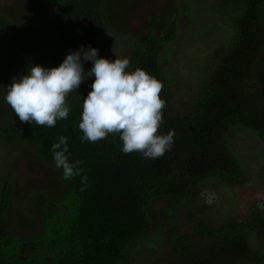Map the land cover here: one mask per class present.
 Returning <instances> with one entry per match:
<instances>
[{"label": "trees", "instance_id": "trees-1", "mask_svg": "<svg viewBox=\"0 0 264 264\" xmlns=\"http://www.w3.org/2000/svg\"><path fill=\"white\" fill-rule=\"evenodd\" d=\"M105 1L37 0L38 16L25 23L0 16V46L10 61L3 68L7 72L0 74V100L5 101L12 78L25 75L31 66L58 67L70 50L93 48L105 39L110 28L102 12ZM263 4L220 0L209 8L210 16L227 19L229 37L214 46L196 79L202 86L177 114L169 110L174 86L160 61L165 47L175 41L176 24L172 22L161 37H141L122 57L130 61V71L141 68L163 85L165 108L158 134L173 131L174 142L162 157L125 154L117 135L82 143L81 86L66 98L68 118L55 127L22 123L6 103L5 112H0V150L8 158L26 144L46 164H54L51 146L65 136L67 155L80 162V175L63 178L66 191L60 201L39 196L38 232L27 238L13 230L8 218L10 185L0 180V264H131L136 240L150 230L161 236L156 219L159 214L167 213V220L172 216L173 209H156V201L174 200L177 209L192 201L206 180L241 186L246 170L226 145V137L238 129L264 148V85L249 82L264 53ZM177 10L182 16L194 14L184 1ZM196 238L168 237L176 264L264 262V253L251 248V238L264 240V215L258 209H251L248 219L219 224L199 218Z\"/></svg>", "mask_w": 264, "mask_h": 264}, {"label": "rangeland", "instance_id": "rangeland-1", "mask_svg": "<svg viewBox=\"0 0 264 264\" xmlns=\"http://www.w3.org/2000/svg\"><path fill=\"white\" fill-rule=\"evenodd\" d=\"M184 1L194 11L192 16H182L177 7ZM220 0H106L102 12L110 27L105 39L98 40L92 49L98 50V58L108 60L128 56V48L141 37H161L169 25L176 24L175 41L165 47L160 61L173 83V97L169 103L171 113L184 110L201 86L197 76L214 46L228 38L227 19L212 17L209 8ZM237 5V3H236ZM37 0H0V16L10 18L14 23L27 22L38 16ZM194 17L193 19H191ZM264 22V4H263ZM5 49L0 46V74H5L10 64ZM92 67L86 61L84 70ZM95 77L81 83L84 98L91 90ZM252 84L264 85V53L249 75ZM197 84V85H196ZM199 87V88H198ZM3 102V103H2ZM5 101L0 100V112H5ZM5 114V113H4ZM3 114L0 115V118ZM227 146L235 153L239 164L246 170L241 186L230 187L215 180H206L192 201H185L177 209L174 200L155 202L156 209H173L170 220L159 214L156 225L162 228V235L148 231L136 240L131 264H176L168 237L186 235L195 241L198 219L214 224L232 219H248L251 209L264 204V148L255 138L238 129H231ZM0 180L10 185L11 207L8 218L14 232L22 237H31L38 232L40 206L39 196L60 201L65 194L62 172L54 164H46L28 145L19 147L13 159L0 150ZM261 215L264 210L258 209ZM255 239V237H254ZM251 238L253 251L264 253V240ZM259 264H264L261 262Z\"/></svg>", "mask_w": 264, "mask_h": 264}, {"label": "clouds", "instance_id": "clouds-1", "mask_svg": "<svg viewBox=\"0 0 264 264\" xmlns=\"http://www.w3.org/2000/svg\"><path fill=\"white\" fill-rule=\"evenodd\" d=\"M85 61L92 63L88 71L83 67ZM129 69L127 58H98V50L81 46L77 51L70 50L58 67L31 66L25 75L13 77L5 88L4 100L22 123L55 127L58 120L68 118L66 98L94 76L91 91L81 104V142L96 143L110 134L117 135L125 154L162 157L174 142L173 131L158 134L165 108V101L160 98L163 85L141 68ZM50 151L54 166L62 170L64 179L80 175V162L70 161L67 155V137L60 136ZM86 179L85 176L82 191ZM257 208L264 210V204H257Z\"/></svg>", "mask_w": 264, "mask_h": 264}]
</instances>
